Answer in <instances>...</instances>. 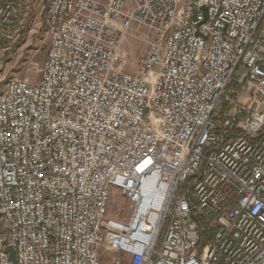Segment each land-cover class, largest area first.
I'll return each instance as SVG.
<instances>
[{"label": "built area", "instance_id": "built-area-1", "mask_svg": "<svg viewBox=\"0 0 264 264\" xmlns=\"http://www.w3.org/2000/svg\"><path fill=\"white\" fill-rule=\"evenodd\" d=\"M32 4L0 0V44ZM45 24L37 82L0 89V264H264V0H46Z\"/></svg>", "mask_w": 264, "mask_h": 264}, {"label": "rangeland", "instance_id": "rangeland-1", "mask_svg": "<svg viewBox=\"0 0 264 264\" xmlns=\"http://www.w3.org/2000/svg\"><path fill=\"white\" fill-rule=\"evenodd\" d=\"M108 1V0H101ZM32 11V20L26 26L16 42L0 44V89L10 78H25L30 83L38 79L39 69L47 50L46 10L42 0ZM141 41L128 38L122 52L126 56L127 70L135 69L137 56L145 50ZM120 208L111 205L110 213L115 215ZM122 215L119 214V217ZM124 217V216H122Z\"/></svg>", "mask_w": 264, "mask_h": 264}, {"label": "crops", "instance_id": "crops-1", "mask_svg": "<svg viewBox=\"0 0 264 264\" xmlns=\"http://www.w3.org/2000/svg\"><path fill=\"white\" fill-rule=\"evenodd\" d=\"M38 0H33V4H32V6H31V10L32 11H34L35 10V8H36V6L38 5ZM38 78H39V75H38ZM38 80V79H37ZM37 82V81H36Z\"/></svg>", "mask_w": 264, "mask_h": 264}, {"label": "water", "instance_id": "water-1", "mask_svg": "<svg viewBox=\"0 0 264 264\" xmlns=\"http://www.w3.org/2000/svg\"><path fill=\"white\" fill-rule=\"evenodd\" d=\"M42 1H43L44 6H45V10H46V0H42ZM10 255H11V258L13 259L14 256H13V251L12 250H11V254Z\"/></svg>", "mask_w": 264, "mask_h": 264}]
</instances>
